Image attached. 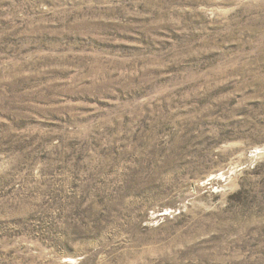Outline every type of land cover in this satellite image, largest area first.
Segmentation results:
<instances>
[{
  "label": "rangeland",
  "instance_id": "rangeland-1",
  "mask_svg": "<svg viewBox=\"0 0 264 264\" xmlns=\"http://www.w3.org/2000/svg\"><path fill=\"white\" fill-rule=\"evenodd\" d=\"M0 264H264V0H0Z\"/></svg>",
  "mask_w": 264,
  "mask_h": 264
}]
</instances>
